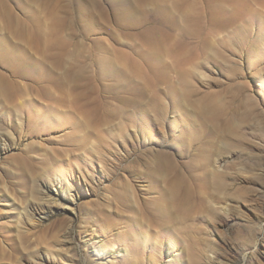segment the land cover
Listing matches in <instances>:
<instances>
[{"label": "rangeland", "instance_id": "obj_1", "mask_svg": "<svg viewBox=\"0 0 264 264\" xmlns=\"http://www.w3.org/2000/svg\"><path fill=\"white\" fill-rule=\"evenodd\" d=\"M0 264H264V0H0Z\"/></svg>", "mask_w": 264, "mask_h": 264}, {"label": "bare ground", "instance_id": "obj_2", "mask_svg": "<svg viewBox=\"0 0 264 264\" xmlns=\"http://www.w3.org/2000/svg\"><path fill=\"white\" fill-rule=\"evenodd\" d=\"M213 107V105H208V109H210V108H212ZM91 148V147H90ZM87 150H88V147H85V148H83L80 152L82 153V154H84V155H87L85 152H87ZM90 152H94V153H97V155H99V156H101V149L100 148H98V147H93V148H91L90 150H89ZM65 180H66V183H67V188L70 190L71 189V187H72V184L70 183V180H68V178L67 177H65ZM47 185V184H46ZM44 191H43V194L45 195V196H49V198H50V200H54V202H58V201H60V190L59 189H56L55 187H53L52 185L50 186V185H48V186H44ZM175 200V199H174ZM173 202H175V201H173ZM26 216H28L29 217V220H33V218H34V213L32 212V213H30V212H27V214H26ZM228 216V215H227ZM220 218H221V221H223V223H222V225L221 224H218L217 222H213L212 223V227H213V229H214V231L215 232H217V233H219V235H220V232H222V228H223V226H225L226 225V223H228V219H227V217L225 216H220ZM220 221V220H219ZM213 241H214V243H215V245H217V246H219V248H223L222 246H221V244L219 243V241H218V239L213 235ZM174 245H173V248L174 249H176V250H179V244H177V243H173ZM163 249V248H162ZM164 251L163 250H161L160 249V251H159V254H160V257H162L163 258V256H164V253H163ZM223 252V251H222ZM180 254H181V251L179 252ZM179 253H176V256L175 257H177L178 259H179V257H180V255H179ZM213 254L215 255V257L216 258H218L219 257V255H220V253L218 252V249H215V251L213 252Z\"/></svg>", "mask_w": 264, "mask_h": 264}]
</instances>
